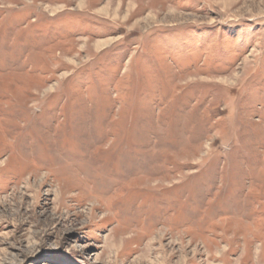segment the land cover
Returning <instances> with one entry per match:
<instances>
[{
	"label": "rangeland",
	"instance_id": "1",
	"mask_svg": "<svg viewBox=\"0 0 264 264\" xmlns=\"http://www.w3.org/2000/svg\"><path fill=\"white\" fill-rule=\"evenodd\" d=\"M0 264H264V0H0Z\"/></svg>",
	"mask_w": 264,
	"mask_h": 264
}]
</instances>
